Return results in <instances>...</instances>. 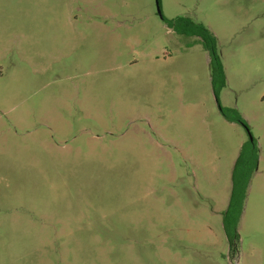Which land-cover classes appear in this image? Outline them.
Returning a JSON list of instances; mask_svg holds the SVG:
<instances>
[{
  "label": "rangeland",
  "instance_id": "1",
  "mask_svg": "<svg viewBox=\"0 0 264 264\" xmlns=\"http://www.w3.org/2000/svg\"><path fill=\"white\" fill-rule=\"evenodd\" d=\"M158 1L0 0V264H264V0Z\"/></svg>",
  "mask_w": 264,
  "mask_h": 264
},
{
  "label": "trees",
  "instance_id": "2",
  "mask_svg": "<svg viewBox=\"0 0 264 264\" xmlns=\"http://www.w3.org/2000/svg\"><path fill=\"white\" fill-rule=\"evenodd\" d=\"M166 25L169 28H172L179 36L191 37L194 36L192 42H199L204 50H206L208 54V67L210 74V82L212 89L216 95V90L225 85V73L223 69V65L217 51V39L214 33L203 23L195 21L193 18L187 15H176L172 18H163ZM220 111L230 121H238L247 127L245 121L239 116H227L225 109L223 106L217 102ZM254 142L252 140V146L254 147ZM244 146L245 143L242 144L240 153L235 160L233 173H232V188L230 192V199L228 202V206L223 215V228L225 233L227 234L230 246L235 244V240L237 239V233L235 231V227L242 210L243 199L245 197V191L247 187V183L249 180V173L245 175V178L242 180V183L238 185V182L234 180V173L238 166V164L242 165L244 161ZM247 165V164H246ZM244 166L248 171L251 170L250 167ZM243 167V166H241ZM234 209L233 215L230 216V212Z\"/></svg>",
  "mask_w": 264,
  "mask_h": 264
},
{
  "label": "water",
  "instance_id": "3",
  "mask_svg": "<svg viewBox=\"0 0 264 264\" xmlns=\"http://www.w3.org/2000/svg\"><path fill=\"white\" fill-rule=\"evenodd\" d=\"M155 3H156V7H157V12L160 15V17H162L161 10H160V7H159V1L155 0Z\"/></svg>",
  "mask_w": 264,
  "mask_h": 264
}]
</instances>
